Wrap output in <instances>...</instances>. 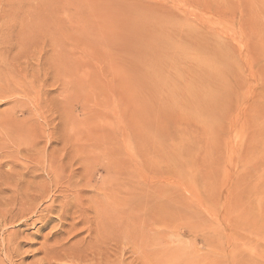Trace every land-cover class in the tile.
<instances>
[{
	"label": "rangeland",
	"instance_id": "1",
	"mask_svg": "<svg viewBox=\"0 0 264 264\" xmlns=\"http://www.w3.org/2000/svg\"><path fill=\"white\" fill-rule=\"evenodd\" d=\"M0 264H264V0H0Z\"/></svg>",
	"mask_w": 264,
	"mask_h": 264
},
{
	"label": "bare ground",
	"instance_id": "2",
	"mask_svg": "<svg viewBox=\"0 0 264 264\" xmlns=\"http://www.w3.org/2000/svg\"><path fill=\"white\" fill-rule=\"evenodd\" d=\"M8 220H10V219H8Z\"/></svg>",
	"mask_w": 264,
	"mask_h": 264
}]
</instances>
